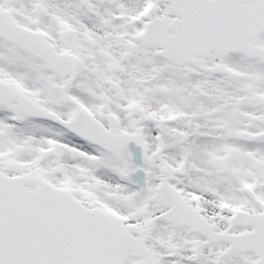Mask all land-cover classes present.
I'll return each instance as SVG.
<instances>
[{
    "label": "snow or ice",
    "instance_id": "snow-or-ice-1",
    "mask_svg": "<svg viewBox=\"0 0 264 264\" xmlns=\"http://www.w3.org/2000/svg\"><path fill=\"white\" fill-rule=\"evenodd\" d=\"M0 264H264V0H0Z\"/></svg>",
    "mask_w": 264,
    "mask_h": 264
}]
</instances>
